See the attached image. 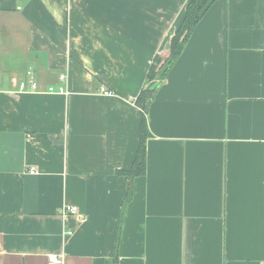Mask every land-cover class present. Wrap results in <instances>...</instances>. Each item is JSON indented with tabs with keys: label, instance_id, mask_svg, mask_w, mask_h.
Returning a JSON list of instances; mask_svg holds the SVG:
<instances>
[{
	"label": "crops",
	"instance_id": "crops-1",
	"mask_svg": "<svg viewBox=\"0 0 264 264\" xmlns=\"http://www.w3.org/2000/svg\"><path fill=\"white\" fill-rule=\"evenodd\" d=\"M188 1L0 0V264H264V0H214L136 103Z\"/></svg>",
	"mask_w": 264,
	"mask_h": 264
},
{
	"label": "trees",
	"instance_id": "trees-1",
	"mask_svg": "<svg viewBox=\"0 0 264 264\" xmlns=\"http://www.w3.org/2000/svg\"><path fill=\"white\" fill-rule=\"evenodd\" d=\"M214 0H189L186 4L184 16L177 29L170 38V46L167 55H155L148 68L146 78L151 84L144 86L136 97V103L144 113L154 98L159 83L166 77L170 68L180 56L186 42L194 31L196 25L201 20L207 9ZM147 136V123L142 119L140 129L139 147L134 161L128 169H123L118 173L126 174L133 178L145 172V139ZM116 251L111 254V258L105 264H117Z\"/></svg>",
	"mask_w": 264,
	"mask_h": 264
},
{
	"label": "built area",
	"instance_id": "built-area-1",
	"mask_svg": "<svg viewBox=\"0 0 264 264\" xmlns=\"http://www.w3.org/2000/svg\"><path fill=\"white\" fill-rule=\"evenodd\" d=\"M57 78H58L59 84L55 87L49 86L47 88V91H50V92L56 91L57 93L66 94L68 92L65 86L66 74L60 73L58 74ZM18 90L19 91H36L37 90V83H36V80L34 79V75L31 70H28L26 72V79L21 81V83L19 84ZM99 91L107 95H111L113 93L110 89H108L104 85H101L99 87ZM29 171L30 173H34L35 172L34 167H31ZM61 212L62 213H77L78 209L74 205L72 206L68 205V206H63ZM48 259L51 263L62 264L63 255L62 254H49Z\"/></svg>",
	"mask_w": 264,
	"mask_h": 264
},
{
	"label": "rangeland",
	"instance_id": "rangeland-1",
	"mask_svg": "<svg viewBox=\"0 0 264 264\" xmlns=\"http://www.w3.org/2000/svg\"><path fill=\"white\" fill-rule=\"evenodd\" d=\"M151 84V82H149V84L148 85H150Z\"/></svg>",
	"mask_w": 264,
	"mask_h": 264
}]
</instances>
